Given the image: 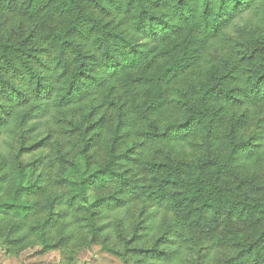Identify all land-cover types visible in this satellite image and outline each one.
<instances>
[{"label": "trees", "instance_id": "trees-1", "mask_svg": "<svg viewBox=\"0 0 264 264\" xmlns=\"http://www.w3.org/2000/svg\"><path fill=\"white\" fill-rule=\"evenodd\" d=\"M261 8L0 0L6 250L101 245L124 264H264V15L243 42L228 38ZM220 46L222 62L205 66Z\"/></svg>", "mask_w": 264, "mask_h": 264}, {"label": "rangeland", "instance_id": "rangeland-1", "mask_svg": "<svg viewBox=\"0 0 264 264\" xmlns=\"http://www.w3.org/2000/svg\"><path fill=\"white\" fill-rule=\"evenodd\" d=\"M264 15V9H259L235 22V27H232L228 38H233V41L243 42L248 34L257 32L251 28L253 25L258 26ZM252 24H251V23ZM240 37L238 28L240 29ZM242 33V31H244ZM239 40V41H238ZM206 54L203 58V64L207 67L212 64H219L225 56V48L220 46ZM223 52V53H222ZM255 130L251 124L246 129L244 134L250 135ZM259 159L257 161V173L261 181L264 182V142L261 149L258 151ZM0 264H124V262L102 249L101 245H95L91 248L82 247L80 245H69L62 250L50 252H42L41 246L28 248L24 251H7L5 245L0 242Z\"/></svg>", "mask_w": 264, "mask_h": 264}]
</instances>
